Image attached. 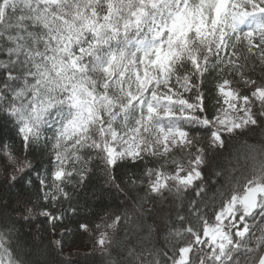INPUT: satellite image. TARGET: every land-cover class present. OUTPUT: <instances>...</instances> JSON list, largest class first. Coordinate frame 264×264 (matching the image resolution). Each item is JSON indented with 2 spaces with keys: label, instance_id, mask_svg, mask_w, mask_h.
Instances as JSON below:
<instances>
[{
  "label": "snow or ice",
  "instance_id": "obj_1",
  "mask_svg": "<svg viewBox=\"0 0 264 264\" xmlns=\"http://www.w3.org/2000/svg\"><path fill=\"white\" fill-rule=\"evenodd\" d=\"M0 264H264V0H0Z\"/></svg>",
  "mask_w": 264,
  "mask_h": 264
},
{
  "label": "trees",
  "instance_id": "obj_2",
  "mask_svg": "<svg viewBox=\"0 0 264 264\" xmlns=\"http://www.w3.org/2000/svg\"><path fill=\"white\" fill-rule=\"evenodd\" d=\"M230 151H232L234 155L235 154H239L240 155L239 164L243 165L244 164V159H243L244 147H243L242 143L234 145L233 148L230 149ZM225 156H227V153H225ZM221 162L224 163V164H230V166H233V167L237 165V161L235 159H233V158L222 159Z\"/></svg>",
  "mask_w": 264,
  "mask_h": 264
}]
</instances>
